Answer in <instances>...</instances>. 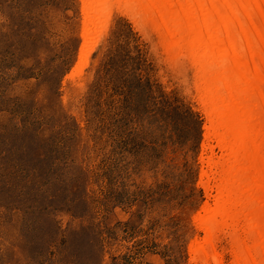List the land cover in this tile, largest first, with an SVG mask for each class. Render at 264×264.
I'll return each instance as SVG.
<instances>
[{
    "label": "rangeland",
    "instance_id": "rangeland-1",
    "mask_svg": "<svg viewBox=\"0 0 264 264\" xmlns=\"http://www.w3.org/2000/svg\"><path fill=\"white\" fill-rule=\"evenodd\" d=\"M131 16L66 78L82 0H0V264H215L190 251L215 194L195 71ZM216 251L231 262L228 238Z\"/></svg>",
    "mask_w": 264,
    "mask_h": 264
},
{
    "label": "bare ground",
    "instance_id": "bare-ground-1",
    "mask_svg": "<svg viewBox=\"0 0 264 264\" xmlns=\"http://www.w3.org/2000/svg\"><path fill=\"white\" fill-rule=\"evenodd\" d=\"M114 8L149 21L165 50L195 71L207 123L203 150L211 151L206 161L201 154L200 185L215 194L195 218L204 237L191 253L222 264L216 243L223 236L229 264H264V0H82L85 41L66 78L88 64Z\"/></svg>",
    "mask_w": 264,
    "mask_h": 264
}]
</instances>
